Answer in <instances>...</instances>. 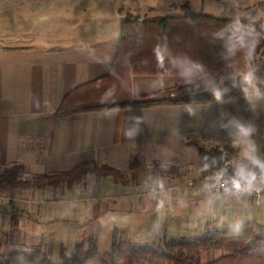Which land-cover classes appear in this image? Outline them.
<instances>
[{"label":"crops","instance_id":"0c3cea01","mask_svg":"<svg viewBox=\"0 0 264 264\" xmlns=\"http://www.w3.org/2000/svg\"><path fill=\"white\" fill-rule=\"evenodd\" d=\"M185 2L195 15L260 23L264 35V0H0V174L18 165L23 180L93 163L123 179L90 173L71 187L0 190V248L6 253L40 247L52 264H62V250L82 257L93 237L94 264H101L114 229L140 246L191 240L209 227L235 230L238 223L239 230L264 236V206L190 186L202 176L194 144L206 151L225 145L247 161L246 145L234 143L238 125L255 128L250 139L264 160V88L207 104L55 116L70 91L108 75L127 13L178 16ZM246 64L231 66L239 71L228 79L249 84L252 70L247 80L239 74ZM178 83L133 77L131 88L142 96ZM133 164L172 171L144 176L132 172ZM224 255L210 250L198 260L207 264Z\"/></svg>","mask_w":264,"mask_h":264},{"label":"trees","instance_id":"16d2710c","mask_svg":"<svg viewBox=\"0 0 264 264\" xmlns=\"http://www.w3.org/2000/svg\"><path fill=\"white\" fill-rule=\"evenodd\" d=\"M264 8V4L260 5ZM181 15L148 18L127 13L119 25V46L111 69L105 77L81 85L70 91L55 112L58 118L86 113L126 111L159 105L207 104L241 97L264 88V35L260 23L220 20L189 11L185 2L180 6ZM263 37L262 40L259 37ZM254 46L252 59L247 53ZM251 63L250 83L229 85L217 91L201 88L194 92H178L176 85L163 92L134 96L131 88L133 77L187 78L206 74L218 79L228 68L237 63ZM206 80L194 82L200 85ZM198 150L202 175L209 171L222 172L214 156V149ZM168 168L154 166L150 170L132 165L133 173L160 176ZM97 177L111 175L123 181L119 174L93 163H84L63 173L28 176L20 179V166L15 165L0 174V190L4 188L58 189L64 185L80 184L87 174ZM222 251L224 256L207 264H264V236L252 229L228 230L213 227L191 240H160L152 246L131 242L126 233L114 229L110 251L101 264H200L199 255L205 251ZM62 264H94L99 259L95 239L90 238L82 257L60 255ZM0 264H52L49 252L40 247L11 250L0 253Z\"/></svg>","mask_w":264,"mask_h":264},{"label":"built area","instance_id":"2783aa9c","mask_svg":"<svg viewBox=\"0 0 264 264\" xmlns=\"http://www.w3.org/2000/svg\"><path fill=\"white\" fill-rule=\"evenodd\" d=\"M214 156L218 164L223 168L222 172L209 171L206 172L201 178L194 183H190V186L200 194H208L213 196H230L235 200H241L249 203L255 207L264 206V185L257 182L256 189H253L250 193H238L232 188L231 178L234 177L237 164H248V161L239 156L236 152L230 150L225 145H217L213 147ZM259 175V169L253 168ZM223 173L220 181L216 179V176ZM2 195L0 193V201H2Z\"/></svg>","mask_w":264,"mask_h":264},{"label":"clouds","instance_id":"9594fccd","mask_svg":"<svg viewBox=\"0 0 264 264\" xmlns=\"http://www.w3.org/2000/svg\"><path fill=\"white\" fill-rule=\"evenodd\" d=\"M253 50L254 46L247 53L249 60L252 59ZM245 79L247 80V77ZM254 132L255 128L251 125H238L234 134L236 137L235 144L246 145L244 156L248 161V164H237L234 177L230 181L232 188L238 193H250L253 189L258 191L259 189L256 188L257 182L264 185V160L256 155L255 143L250 139ZM253 168L259 169V175ZM222 175L223 173L218 174L216 179L220 181ZM240 226V223H238L237 228L233 231H238Z\"/></svg>","mask_w":264,"mask_h":264},{"label":"rangeland","instance_id":"374dc122","mask_svg":"<svg viewBox=\"0 0 264 264\" xmlns=\"http://www.w3.org/2000/svg\"><path fill=\"white\" fill-rule=\"evenodd\" d=\"M259 39L262 40L263 37L260 36ZM244 63H247V64L244 67H240L242 70H241V72H239V74H240V76L242 75L243 77L244 76L248 77V74L251 71V63L250 62H244ZM244 63H237V64H234V65H239V64H244ZM229 68H228V70L225 73L221 74L218 77V79H216V80L208 78L206 74L194 75V76H190V77H187V78H179V83L176 84V85L179 86V89L174 93V95L177 94L178 92L199 91V90H196V89H200V88H210V89L212 88V89H215V90L219 91L222 88L231 87L229 85H232V86L239 85L237 83V81H231V80L228 79V78H230V75L237 74L239 70L238 71H236L234 69L230 70ZM249 69H250V71H249ZM235 77H236V75L234 76V78ZM199 80H201V81L206 80V81L201 83L200 85H194V82H197ZM0 253L6 254V250L0 248ZM135 264H140V263L137 262Z\"/></svg>","mask_w":264,"mask_h":264}]
</instances>
